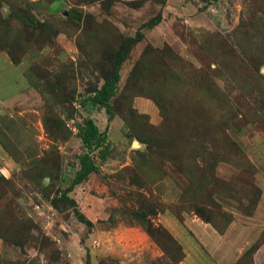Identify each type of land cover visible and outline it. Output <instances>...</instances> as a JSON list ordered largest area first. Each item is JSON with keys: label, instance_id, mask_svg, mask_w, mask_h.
Masks as SVG:
<instances>
[{"label": "rangeland", "instance_id": "obj_1", "mask_svg": "<svg viewBox=\"0 0 264 264\" xmlns=\"http://www.w3.org/2000/svg\"><path fill=\"white\" fill-rule=\"evenodd\" d=\"M0 264H264V0H0Z\"/></svg>", "mask_w": 264, "mask_h": 264}, {"label": "trees", "instance_id": "obj_2", "mask_svg": "<svg viewBox=\"0 0 264 264\" xmlns=\"http://www.w3.org/2000/svg\"><path fill=\"white\" fill-rule=\"evenodd\" d=\"M212 1V0H207ZM16 18L20 21H26L23 14H14ZM31 19V18H30ZM161 19V15H157L155 17H152L151 20H149L147 23L143 24L142 27H153L156 25ZM141 27H139L134 37H128L126 40H124V46H119L116 52L113 54V60H112V70L109 75L103 76V81L101 83V86L96 89L92 94L85 96L80 104L82 107H86V105L90 104V106L95 107L96 105H99L100 107L105 108L106 113L108 114V120H111L112 114L110 113V107L109 102L110 99L115 95L117 90V83L120 79V64L122 61L125 60L129 47L134 44L136 41L143 38V32L140 30ZM76 126L79 128V136L81 137V142L87 149L86 152H84L80 157L81 162V168L76 172L74 178L72 179L70 185L66 188L67 191L71 190L74 185L80 183L89 172L96 169V166L93 163V160L90 158L88 153L92 151L94 147H102L100 148L98 155L99 158L104 159L107 148L109 145V142H106L107 140V134L105 131H100L98 129V126L94 123L93 119L90 117L84 118L83 123H77ZM67 194H62L63 199H66L68 202L72 203L74 205V201L66 196ZM75 214L76 217L82 221L85 222L88 227L90 228L93 223L91 220H88L85 218L84 214L76 210L75 208ZM168 239L171 241L172 245H177L176 241L172 239L171 237H168Z\"/></svg>", "mask_w": 264, "mask_h": 264}, {"label": "crops", "instance_id": "obj_3", "mask_svg": "<svg viewBox=\"0 0 264 264\" xmlns=\"http://www.w3.org/2000/svg\"><path fill=\"white\" fill-rule=\"evenodd\" d=\"M224 236H226V235H224ZM185 257H186V254H185Z\"/></svg>", "mask_w": 264, "mask_h": 264}]
</instances>
